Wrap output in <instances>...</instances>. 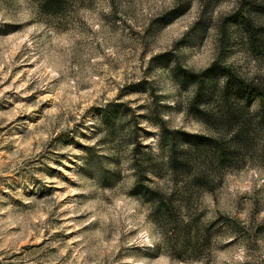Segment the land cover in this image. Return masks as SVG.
<instances>
[{
	"label": "rangeland",
	"instance_id": "obj_1",
	"mask_svg": "<svg viewBox=\"0 0 264 264\" xmlns=\"http://www.w3.org/2000/svg\"><path fill=\"white\" fill-rule=\"evenodd\" d=\"M260 1L244 11L254 24ZM239 7L0 0V264H264L263 134L183 208L203 233L197 254L176 256L135 191L139 159L146 185L175 194L182 212L186 180L168 167L160 123L179 149L182 132L222 135L193 113L196 86L181 72L217 63L264 78V44L234 20Z\"/></svg>",
	"mask_w": 264,
	"mask_h": 264
},
{
	"label": "trees",
	"instance_id": "obj_2",
	"mask_svg": "<svg viewBox=\"0 0 264 264\" xmlns=\"http://www.w3.org/2000/svg\"><path fill=\"white\" fill-rule=\"evenodd\" d=\"M41 2L45 7L56 10L63 0ZM238 3L239 16L234 20L240 27L245 28L248 39L254 46L264 44V24H254L244 12L245 9L256 6V0H238ZM260 4L264 6V0ZM179 76L183 84L193 83L196 86L191 103L195 116L209 130L222 132V135H192L182 132L186 147L179 149L175 141L170 143V138H175L173 135L177 131H170L168 136L165 122L160 123L163 140L169 143L168 167L173 176L182 173L186 180L187 186L182 192V212L175 203V194L146 185L147 175L139 159L135 164V191L145 202L151 204L152 215L162 230L166 244L174 250L178 258H182L189 251L191 254L199 253L203 236L189 209L186 213L183 211V208H189L195 189L212 191L209 184L220 180L223 166L234 159L242 158L248 151L257 152L256 140L261 134L264 135V78L245 79L228 66L217 63L200 72H181ZM212 76H215L216 81L209 91L205 89V81ZM220 79L223 80V85H219ZM205 94H208V99L206 103H202ZM257 102L258 110L253 111L252 108ZM225 133L231 135L227 145L224 144ZM262 147L261 158L264 161V144ZM151 152L147 150V153Z\"/></svg>",
	"mask_w": 264,
	"mask_h": 264
}]
</instances>
